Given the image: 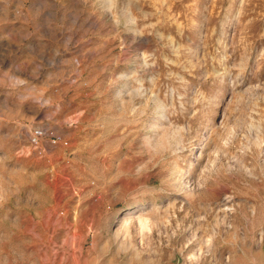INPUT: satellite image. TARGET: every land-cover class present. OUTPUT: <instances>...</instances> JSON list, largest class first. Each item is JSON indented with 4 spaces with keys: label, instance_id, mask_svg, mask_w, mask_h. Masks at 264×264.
<instances>
[{
    "label": "rangeland",
    "instance_id": "1",
    "mask_svg": "<svg viewBox=\"0 0 264 264\" xmlns=\"http://www.w3.org/2000/svg\"><path fill=\"white\" fill-rule=\"evenodd\" d=\"M0 264H264V0H0Z\"/></svg>",
    "mask_w": 264,
    "mask_h": 264
},
{
    "label": "bare ground",
    "instance_id": "2",
    "mask_svg": "<svg viewBox=\"0 0 264 264\" xmlns=\"http://www.w3.org/2000/svg\"><path fill=\"white\" fill-rule=\"evenodd\" d=\"M130 222H131V218H125L123 220V226H124L125 232H127ZM138 225H139L140 231H144L145 229H147L149 223L146 219L138 217Z\"/></svg>",
    "mask_w": 264,
    "mask_h": 264
},
{
    "label": "built area",
    "instance_id": "3",
    "mask_svg": "<svg viewBox=\"0 0 264 264\" xmlns=\"http://www.w3.org/2000/svg\"><path fill=\"white\" fill-rule=\"evenodd\" d=\"M37 135H40V132L35 131L34 134H33V136L31 137V141H32V142H34V143L36 142V136H37Z\"/></svg>",
    "mask_w": 264,
    "mask_h": 264
}]
</instances>
